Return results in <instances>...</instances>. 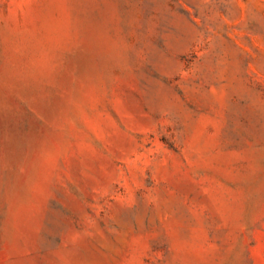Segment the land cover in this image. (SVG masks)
<instances>
[{"label": "rangeland", "instance_id": "obj_1", "mask_svg": "<svg viewBox=\"0 0 264 264\" xmlns=\"http://www.w3.org/2000/svg\"><path fill=\"white\" fill-rule=\"evenodd\" d=\"M0 264H264V0H0Z\"/></svg>", "mask_w": 264, "mask_h": 264}]
</instances>
